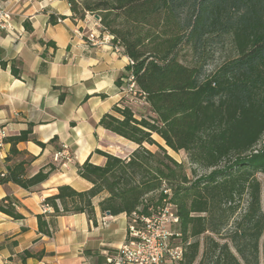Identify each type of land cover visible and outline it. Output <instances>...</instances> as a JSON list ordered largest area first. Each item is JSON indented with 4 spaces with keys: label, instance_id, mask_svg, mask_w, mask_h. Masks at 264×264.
Returning <instances> with one entry per match:
<instances>
[{
    "label": "trees",
    "instance_id": "obj_1",
    "mask_svg": "<svg viewBox=\"0 0 264 264\" xmlns=\"http://www.w3.org/2000/svg\"><path fill=\"white\" fill-rule=\"evenodd\" d=\"M68 4L75 20L99 18L101 32L131 62L116 86L130 79L134 87L128 95L140 96L151 115L137 119L124 96L99 126L136 149L124 159L98 152L103 166L87 159L79 169L89 190L59 186L43 205L53 216L85 214L94 222L97 197L102 214L149 216L170 192L183 248L179 264H264V182L257 178L264 177V0ZM186 53L189 64L182 62ZM6 65L0 62L2 69ZM11 74L19 78L20 71L12 65ZM26 142L45 147L29 126L5 139L10 144L6 161L24 158L27 154L16 147ZM167 149L185 153L191 179ZM31 161L8 167L0 185L30 190L45 182L53 168L27 177ZM0 212L23 219L10 202H0ZM37 224L39 233L49 236L43 216H37Z\"/></svg>",
    "mask_w": 264,
    "mask_h": 264
},
{
    "label": "crops",
    "instance_id": "obj_2",
    "mask_svg": "<svg viewBox=\"0 0 264 264\" xmlns=\"http://www.w3.org/2000/svg\"><path fill=\"white\" fill-rule=\"evenodd\" d=\"M0 8L11 12L15 30L13 36L0 31V62L7 64L0 67V130L5 133L0 175L28 158L27 177L53 168L45 182L30 190L0 185V202H10L23 218L13 220L0 212V264H107L124 242L128 217L102 214L100 197L92 201L94 222L85 214L53 216L43 201L63 185L89 190L91 184L79 177V169L87 159L103 166L105 158L98 152L124 159L133 151V143L99 126L123 98L115 82L126 74L128 58L113 52L111 37L101 32L94 16L73 19L68 0H0ZM50 17L60 22L49 24ZM91 33L97 37L94 44L88 40ZM12 65L19 78L11 74ZM29 126L45 147L20 143L17 150L27 155L7 162L10 144L5 139ZM114 146L129 152L119 156L108 150ZM64 147L69 161L62 155ZM37 216H43L49 236L39 233Z\"/></svg>",
    "mask_w": 264,
    "mask_h": 264
},
{
    "label": "built area",
    "instance_id": "obj_3",
    "mask_svg": "<svg viewBox=\"0 0 264 264\" xmlns=\"http://www.w3.org/2000/svg\"><path fill=\"white\" fill-rule=\"evenodd\" d=\"M32 1L7 0L10 4L30 3ZM56 21L60 22L59 19ZM0 31L8 36H13L15 33L12 14L5 8H0ZM88 40L94 44L97 37L91 33L88 35ZM112 49L117 54L122 53L117 45L113 46ZM128 65H131L129 60ZM133 87L129 79L127 91H132ZM4 138L5 133L0 130V147ZM63 149L62 155L69 161L67 147ZM153 210L149 216L134 213L128 217L129 223L124 242L118 248L117 253L107 259V264H166L167 261L171 264H179L181 262L183 254L181 244L178 242L175 246L171 245L173 241H179L180 238L177 231L179 219L175 209L167 206Z\"/></svg>",
    "mask_w": 264,
    "mask_h": 264
},
{
    "label": "rangeland",
    "instance_id": "obj_4",
    "mask_svg": "<svg viewBox=\"0 0 264 264\" xmlns=\"http://www.w3.org/2000/svg\"><path fill=\"white\" fill-rule=\"evenodd\" d=\"M99 21V20H98ZM187 55L183 57L182 59V62L184 64H189L190 62V56H189V53H186ZM127 87H128V80L125 78V79H122V85H121V90L123 92V97L126 96V100H127V105L130 106L131 110L133 111V114L135 115V117L137 119H140V118H143V117H148L149 115H151L150 113V110H149V107L147 104L144 103L143 99L138 96V95H128L129 92L127 91ZM154 139L161 145H163L162 141L159 140L157 137H154ZM263 144H264V139H263ZM130 148H133V150L136 149V146L133 144V146H131ZM146 148L148 150H150L151 152H155L156 151V148L154 147H148L146 146ZM110 152H114L115 154H118L119 156H125L128 154L129 150L128 149H125V148H122V147H112V148H109L108 149ZM122 152V153H121ZM167 153L170 157H172L178 164H181L183 169H184V172L186 173V175L188 176V178H192L191 176V166L187 160V157L185 155L184 152H179V153H174L170 150L167 149ZM197 174L198 175H203L205 174L204 171H201V170H197ZM258 180L260 182H264V177L261 176V175H258L257 176ZM167 194V197L165 199V201H163L161 204L157 205L156 208H161V207H167V206H170L172 208L175 209V207L169 203V200L171 198V193H166ZM245 205V203L242 202V205H241V208H243ZM154 209V208H153ZM151 209L150 210V213L153 212L154 210ZM174 231V230H173ZM179 241H173L171 243L172 246H175L178 244ZM200 242H202V238H200ZM166 264H171L170 262L167 261Z\"/></svg>",
    "mask_w": 264,
    "mask_h": 264
},
{
    "label": "water",
    "instance_id": "obj_5",
    "mask_svg": "<svg viewBox=\"0 0 264 264\" xmlns=\"http://www.w3.org/2000/svg\"><path fill=\"white\" fill-rule=\"evenodd\" d=\"M95 20H99V18L97 16H94ZM106 215H109L108 213H106Z\"/></svg>",
    "mask_w": 264,
    "mask_h": 264
}]
</instances>
